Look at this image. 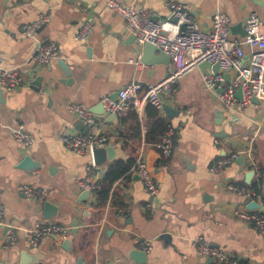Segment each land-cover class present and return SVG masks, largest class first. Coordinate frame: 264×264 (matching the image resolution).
<instances>
[{"label":"crops","instance_id":"1","mask_svg":"<svg viewBox=\"0 0 264 264\" xmlns=\"http://www.w3.org/2000/svg\"><path fill=\"white\" fill-rule=\"evenodd\" d=\"M107 1L0 0V66L18 68L24 77L19 87H0V264H218L198 253L200 238L243 264H264V230L233 215L234 209L247 208L248 198L264 205V124L258 127L264 100L226 107L219 98L221 87H208L202 79L204 73L221 69L215 72L214 64L200 65L180 78L174 93L161 95L162 103L177 114L170 118L163 107H155L167 126L175 129L174 150L164 158L155 145L164 133L157 136L155 131V138H146L153 105H146L142 114L130 111L116 119L104 112L103 97L115 98L132 80L142 85L157 82L171 67L170 60L144 58V45H138ZM116 1L150 10L155 19L166 18L169 3L178 2L206 31L212 29L211 15L216 10L225 12L232 25L244 27L252 11L264 23V0ZM42 14L48 21L33 37L26 35L22 26ZM85 21L92 23V30L85 41L76 40L75 32ZM234 31L231 38L242 36L241 27ZM41 41L55 42L58 56L36 65L32 57ZM59 60L69 67L70 77ZM38 76L41 85L34 87ZM72 103L89 107L102 124L89 127L81 122L69 108ZM18 127L33 138L30 146L14 138ZM86 127L108 138L101 146L114 149L113 158L95 164L98 184L115 161L131 163L100 205L97 191L82 190L75 182L89 178L92 151L76 153L60 140L62 135L83 133ZM249 148L252 162L243 153L224 170H211L219 158ZM139 152H144L157 180V195L145 189L133 170ZM26 155L38 168L19 167ZM230 183L245 186L249 195L229 189ZM253 183L258 192L248 187ZM23 184L45 188L47 198L26 197L18 191ZM44 201L57 207L49 219L44 218ZM47 221L62 224L67 232L30 246L29 230ZM10 233L15 242L6 247ZM141 240H152L145 263L130 256L132 251H142ZM23 254L29 259L23 260Z\"/></svg>","mask_w":264,"mask_h":264},{"label":"built area","instance_id":"2","mask_svg":"<svg viewBox=\"0 0 264 264\" xmlns=\"http://www.w3.org/2000/svg\"><path fill=\"white\" fill-rule=\"evenodd\" d=\"M108 7L125 20L126 29L134 36L139 46L151 43L166 53L170 59L171 67L168 73L154 83L142 85L138 81H130L117 92L116 99L105 96L101 100L106 114L115 113L125 116L130 111L142 114L145 106L150 104L161 109L163 106L161 95L174 93L182 76L198 68L204 63H218L221 71L208 72L202 75L203 82L208 87H222L219 98L228 108L243 106L252 98L264 100V23L258 12L252 11L247 16L244 30L245 35L231 38L230 17L221 10H216L211 15V30H204L193 15L181 3L170 2V13L166 18L155 19L150 10L136 7L134 4H121L116 0H108ZM48 21L47 15H40L35 21L25 24L22 29L26 35L33 37L38 28ZM92 23L85 21L76 30L75 38L85 41L91 30ZM245 47L250 51L247 53ZM58 56L55 42H40L32 61L36 64H45ZM0 56V61H1ZM224 73H229V81H225ZM24 82V77L18 68L0 66V87L11 90L19 87ZM240 88L241 98L236 95ZM70 110L76 117L89 127L102 124L89 107L83 103H72ZM264 124V111L258 122V127ZM14 138L28 147L33 143V138L22 127L14 130ZM254 134L253 137H255ZM175 129L169 124L160 142L156 147L164 158L169 157L174 150ZM60 140L76 153L92 151L95 146L104 145L108 138L98 132L87 134L76 132L62 135ZM247 154L252 162L251 149L237 151L219 158L212 164L211 170L219 172L233 163L240 154ZM133 170L139 176L145 189L152 195H157L159 188L157 180L152 173L144 152H139L133 164ZM89 178L76 179V185L89 192L98 188L96 165L92 161L87 166ZM228 188L239 193L249 195V189L243 185L230 183ZM18 191L26 197L44 200L48 194L45 188L33 185H19ZM120 213L124 210L120 209ZM236 219L254 224L264 230V209L236 208L233 211ZM3 210L0 209V220ZM66 227L57 222L47 221L30 229L27 235L30 246L35 247L40 240L52 234L65 235ZM15 242V236L8 235L6 247ZM197 250L200 255L212 257L218 264H242L237 258L232 257L220 248L212 245L203 238L198 239ZM152 240H141L139 248L148 253L152 248Z\"/></svg>","mask_w":264,"mask_h":264},{"label":"water","instance_id":"3","mask_svg":"<svg viewBox=\"0 0 264 264\" xmlns=\"http://www.w3.org/2000/svg\"><path fill=\"white\" fill-rule=\"evenodd\" d=\"M238 27H241V35H245V30H244V27L240 24V23H237L235 25H232L231 26V31L232 32H235L234 30L235 29H238ZM154 51H158L159 54H156L154 53ZM143 53H144V58L147 60V61H150V60H165L166 62H169V57L166 53H164L163 51H161L160 49H158L156 46H154L153 44L151 43H145L144 46H143ZM63 73L66 75V77H70L71 75V71L69 69V67L66 65V63L62 60H59L58 61ZM213 68L216 71H218L219 69V64L218 63H214L213 65ZM225 77V81H228L229 80V73H226L224 75ZM42 77L41 76H38L35 81L33 82V86L35 87H40V83H39V80L41 79ZM222 90V87L219 88V91ZM236 95L241 98L242 94H241V90L240 88H238V90L236 91ZM115 98L113 99H116L117 97V94L114 95ZM252 100H256V98H252ZM103 106V105H102ZM163 110L167 113L168 117H172L174 114H177V110H175L172 106L168 105V104H163ZM110 118H117L118 116L115 114V113H112L110 114L109 116ZM81 129L84 128V124L81 123V126H80ZM89 132V127L85 128L83 133H88ZM92 154H93V160H94V163L96 165H101L103 163L106 162L107 159H111L114 157V149L111 147V146H95L92 148ZM38 163H35L31 157L29 155H26L24 156V158L20 161V165L19 167L23 168L24 170H29V169H35L36 167L38 168ZM252 173H254V171H251V173L247 174L246 177L247 178H250V176L252 175ZM88 193V192H87ZM247 208L248 209H264V205L260 204L258 201L252 199V198H248L247 199ZM43 209H44V218L46 219H49L51 218V216L53 215V212H55L57 210V207L56 205H54L53 203L49 202V201H44L43 202ZM69 241V239H67V242ZM23 260H28L29 258L26 257L25 254H23ZM130 256L135 260L137 261L138 263H145L146 262V258H147V254L144 252V251H132L130 253ZM81 260L79 259L78 260V263H80ZM24 264H27V261L23 262Z\"/></svg>","mask_w":264,"mask_h":264},{"label":"trees","instance_id":"4","mask_svg":"<svg viewBox=\"0 0 264 264\" xmlns=\"http://www.w3.org/2000/svg\"><path fill=\"white\" fill-rule=\"evenodd\" d=\"M152 111V121L150 122V129L147 132V140L153 139L155 137H152L157 131V136H161L166 131L167 124L159 117L158 110L155 107H151ZM150 135V136H149ZM152 137V138H150ZM133 165V163H132ZM131 167V163L123 160H117L115 163L108 169V171L105 173L104 180L98 184V189L96 190L98 192V203L103 204L106 202L109 196L110 189L112 187V184L122 175H124ZM250 189H256L258 192V185L257 183H253L250 186H248ZM242 263V262H241ZM243 264V263H242Z\"/></svg>","mask_w":264,"mask_h":264}]
</instances>
